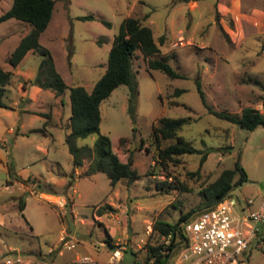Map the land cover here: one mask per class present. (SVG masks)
Returning a JSON list of instances; mask_svg holds the SVG:
<instances>
[{
  "label": "rangeland",
  "instance_id": "374dc122",
  "mask_svg": "<svg viewBox=\"0 0 264 264\" xmlns=\"http://www.w3.org/2000/svg\"><path fill=\"white\" fill-rule=\"evenodd\" d=\"M12 2L0 0V14ZM86 14L94 18L78 17ZM130 15L152 28L160 44L159 55H165L182 74L170 77L152 69L137 52L133 62L137 80L134 112L129 110L131 91L125 83L100 103V132L110 137L115 149L120 146L119 157L131 160L138 177L111 186L103 171L84 173L88 155L81 156V165L74 163L65 140L69 132L65 123L71 113L68 88L62 118L51 121L48 104H32L30 110L17 113L0 106V173L9 167L6 179L0 178V264H7L9 258L13 264H39L58 236L61 218L81 239L89 233L107 236L105 232L112 240L120 237L116 242L126 245L120 264H144L147 244L163 241L154 229L148 235L146 224L156 218L174 222L182 213L193 210L192 216L203 210L201 187L237 160L246 178L234 184L230 194L241 203L248 197L259 200L264 125L248 129L215 115L202 102L199 88L214 109L240 112L244 106H253L263 110L264 0H55L40 43L50 49L68 85L80 84L90 91L107 67L108 50L121 21ZM9 20L0 23V66L5 68L9 67L8 54L31 29L27 21ZM178 88L185 90L179 93ZM161 116H189L179 134L198 149L211 147L203 162L202 152L183 153L166 165L156 161L158 149L174 141L155 139L152 130ZM9 127L13 128L10 132ZM96 137L97 133L78 137L76 145L92 146ZM40 146L48 152H42ZM10 172L36 175L43 185L47 184L44 177H61L57 172L68 175L70 186L56 189L66 199L73 196L74 205L68 203L64 212L43 200L44 195L32 194L37 188L35 179L22 181V187H7L13 181L8 179H15ZM160 181L166 183L160 185ZM21 195L25 198L22 212L18 208ZM92 207L107 215L94 224L81 222V216L91 218ZM181 247L174 250L169 264ZM93 248L97 250L96 244ZM109 249L108 243L95 251L98 259L104 260ZM263 249L264 222L240 255L241 263L264 264Z\"/></svg>",
  "mask_w": 264,
  "mask_h": 264
},
{
  "label": "trees",
  "instance_id": "16d2710c",
  "mask_svg": "<svg viewBox=\"0 0 264 264\" xmlns=\"http://www.w3.org/2000/svg\"><path fill=\"white\" fill-rule=\"evenodd\" d=\"M54 4L55 0H13L11 6L0 14V22L14 17L31 24V29L21 37L15 48L8 54V62L11 67H15L27 50L33 49L41 56V59L36 76L29 82L38 84L43 88H49L56 95L63 93L67 88L69 89L71 113L68 120L69 132L66 134L65 140L75 164H82L81 156L83 154L90 157L88 166L84 171L85 174L103 171L108 175L111 186H114L121 179L133 181L139 174L132 166L131 160H121L119 157L120 146L115 149L110 137L100 132V103L116 86L125 83L130 86L131 91L129 110L134 112L137 80L133 62L137 52L146 58L148 67L152 69H159L170 77H180L182 74L168 62L165 55H159V42L155 39L152 28L144 24L138 16L130 15L121 21L108 50L107 67L94 83L92 89L88 91L80 84L68 85L57 70L50 49L40 43V35L51 20ZM78 17L91 19L94 18V15L86 14ZM106 23L108 22L106 21ZM12 74V69H5L0 66V106L2 107L8 105L4 100V95L6 85ZM184 90V88H178L176 91L181 93ZM199 94L209 111L219 117L248 129H253L258 124L264 125V92L261 95L263 110L253 106H244L240 112L214 109L207 104L205 94L200 88ZM188 121L189 116L159 117L158 124L152 130L155 139H174V141L158 149L156 156L158 163L166 165L169 160L175 161L183 153L202 152L201 162L206 159L211 147L206 150L198 149L179 134V130ZM91 133H97L92 146L81 148L76 145L78 137H85ZM9 175L23 182L29 180V178H23L15 172H10ZM245 178V172L238 160L233 167L222 169L213 181L201 187L202 206H211L224 197L234 184ZM10 180L13 179L9 178L8 181ZM165 183L166 181L159 182L160 185ZM24 206L25 200L21 195L18 197V208L21 212ZM191 211L193 210L180 214L178 220L174 222L161 218L155 219L153 229L161 235L170 234V240L167 243L160 241L158 244H147L146 264H164L167 261L171 249L185 237L183 225H180V222L186 220ZM258 230L259 228L257 233ZM108 243L113 245L110 241Z\"/></svg>",
  "mask_w": 264,
  "mask_h": 264
},
{
  "label": "built area",
  "instance_id": "2783aa9c",
  "mask_svg": "<svg viewBox=\"0 0 264 264\" xmlns=\"http://www.w3.org/2000/svg\"><path fill=\"white\" fill-rule=\"evenodd\" d=\"M260 183L258 201L248 197L241 204L229 191L211 206L184 220L182 225L185 237L171 249L164 264H169L174 250L180 245L182 247L174 257L173 264H242L240 255L257 233L259 224L264 222V171ZM14 184L22 187L25 183L13 180L6 186L12 187ZM32 193L36 194L34 190ZM51 201L58 209L66 206L63 195H57ZM152 231L153 223H147L145 232L149 235ZM162 239L167 243L170 234L162 235ZM60 245L67 249L74 248L76 239L62 233ZM125 248V244L115 242L104 260L91 253H80L65 264H120L122 250ZM6 263L13 264V260L9 258Z\"/></svg>",
  "mask_w": 264,
  "mask_h": 264
},
{
  "label": "crops",
  "instance_id": "0c3cea01",
  "mask_svg": "<svg viewBox=\"0 0 264 264\" xmlns=\"http://www.w3.org/2000/svg\"><path fill=\"white\" fill-rule=\"evenodd\" d=\"M12 18H14V17L8 18L4 21H1L0 23H6L7 21H10L9 19H12ZM159 46H160V44H159ZM40 59H41V56L37 52H35L33 49H29L23 55V57L20 59V61L17 63V65L15 67H11L10 64H9V67H7V68L3 67L5 69H12V71H13L12 77L9 80L8 84L6 85V92L4 95V100L8 105L5 107H10L15 111V113H17L18 110H22V111L30 110V109H28V106H31L32 104H37V105L48 104L49 110H50L49 111V115H50L49 120L51 121V120H54L55 118L56 119H58L59 117L62 118V116H63V105H64L63 97H64L65 91L59 95H56L54 93V91L49 89V88H43V87L39 86L38 84L29 82V80L33 79L38 72ZM54 62H56L55 58H54ZM60 74L62 75L61 72H60ZM62 77L64 78L63 75H62ZM51 97H53V101H51L52 100ZM40 113L45 114V113H47V111H40ZM68 120H69V117H67V122L65 123V125L69 129ZM56 124H57V122H56ZM12 130H13L12 127L8 128L9 132ZM40 149L44 153L48 152V149L44 146H40ZM87 166H88V164L84 168L86 169ZM6 171H7L6 173L8 174L9 173V167L7 165H6ZM16 173L18 174V172H16ZM56 174L58 176H61V177H56V176H50V178L44 177V181H45V183H47L44 185L41 182V179H38L36 177V175H34V176L33 175H27V176L21 175V176L23 178L35 179L36 180L35 183L37 184L35 195L37 196V194H40L41 197L44 195L46 198L43 200L53 204V202L51 200L54 197H56L57 195H63L56 188H58V187L64 188V186H70V184H71L69 182L68 175H64V174L59 173V172H57ZM13 180H17V179H13ZM50 181L52 182V185L50 184ZM53 185H55V186H53ZM30 191H31L30 189L25 190V192L31 193ZM73 191H75V189H73ZM32 194H34V193H32ZM68 203L70 206L74 205L73 196H71V199H66V205ZM94 205L97 206L99 204H94ZM100 205H102V204H100ZM61 210H63L65 212V209H61ZM104 215H107L106 213H104V210L100 209V210L96 211L92 207L91 218L81 216L80 221L83 223H86V224H94V222L96 220L100 221V217H102ZM75 217H76V215H73V218H75ZM30 229L31 230L33 229L31 225H30ZM62 233L68 234L70 237L76 239V246L74 248L67 249V248H64L60 245V235ZM105 234L107 236L102 237L100 235L101 236L100 237L98 235L95 236L92 233H89V235H83L84 238L81 239L74 230L70 229L69 224L65 223L63 218H61V226H60L59 231H58V236H57L56 240L48 247V253H49L48 256L47 257L42 256L41 257L42 261H40L39 264H65L67 261L76 257L80 253H91L94 257L99 258L96 255L95 251L103 250V245L108 244V241H110L112 244H114L116 242V240L120 238V237H117L115 240H112L110 238L111 236H109V234H107V232H105ZM36 236H38V235H36ZM94 244H96L97 250H93ZM111 248H112V245H110L109 250H111ZM66 251H71V252H67V254H68L67 257H66V255H67ZM107 253H109V251Z\"/></svg>",
  "mask_w": 264,
  "mask_h": 264
},
{
  "label": "water",
  "instance_id": "95a60500",
  "mask_svg": "<svg viewBox=\"0 0 264 264\" xmlns=\"http://www.w3.org/2000/svg\"><path fill=\"white\" fill-rule=\"evenodd\" d=\"M6 177H7V174L5 173V172H3V173H0V178H2V179H6ZM260 185H261V183H260Z\"/></svg>",
  "mask_w": 264,
  "mask_h": 264
}]
</instances>
